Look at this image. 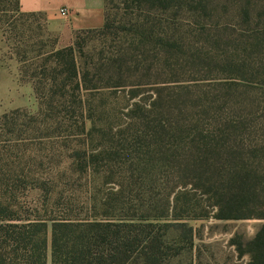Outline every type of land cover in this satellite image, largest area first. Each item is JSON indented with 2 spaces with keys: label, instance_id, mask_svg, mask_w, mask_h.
I'll list each match as a JSON object with an SVG mask.
<instances>
[{
  "label": "trees",
  "instance_id": "obj_1",
  "mask_svg": "<svg viewBox=\"0 0 264 264\" xmlns=\"http://www.w3.org/2000/svg\"><path fill=\"white\" fill-rule=\"evenodd\" d=\"M105 1L104 26L86 31L99 33L112 47L115 45L110 56L100 54L90 66L80 56L79 37L72 46L52 49L50 84L46 90L35 86L42 110H15L0 117V264H164L172 256V246L161 231L181 227L186 229L187 238L193 235V229L181 221L264 218V188L258 192L264 169L246 161L244 145L239 141L255 129L253 122L246 124L245 120L217 114L173 118L161 96L143 99L141 88L131 89L134 102L129 105L124 124L98 123L85 115L89 96L101 90L97 86L100 81L116 90L135 75L131 70H154L172 65L181 56L204 54L202 48L193 51L190 47L192 37L204 43L228 39L223 49L230 47L235 35L264 46V0H240L226 6L223 12L231 17V27L217 22L214 29L181 23L183 13L194 19L218 17L212 0H133V5H129L130 0H122L124 14L120 21L111 14L115 0ZM16 3L21 9L19 0ZM81 32L85 31L77 33ZM246 62L264 66V58L253 55ZM91 74L98 77L95 85L91 84ZM231 75L226 74L227 81L219 83L264 90V71L247 74L238 70ZM71 84L74 87L69 89ZM56 96L63 102L74 98L81 103L82 118L75 123L71 136L81 132L93 140L95 133H102L114 146L110 142L85 150L77 146L66 163L57 165L52 163L56 153L22 152L20 147L25 142L21 137L29 131L50 133L57 125H66L63 120L52 122L45 114ZM214 104L209 102L208 112ZM81 172L98 175L113 186L100 201H89L84 216L71 209L59 212L63 195L60 187ZM188 174L198 180L191 187L202 190L207 207L195 208L189 202L179 205L188 182L168 192L171 175ZM137 184L142 197H137L138 193L131 198L127 195L129 186L133 195ZM158 187L165 192L161 196L155 192ZM33 192L39 197L30 203ZM246 253L250 255L249 264H264V227L240 255Z\"/></svg>",
  "mask_w": 264,
  "mask_h": 264
},
{
  "label": "rangeland",
  "instance_id": "obj_2",
  "mask_svg": "<svg viewBox=\"0 0 264 264\" xmlns=\"http://www.w3.org/2000/svg\"><path fill=\"white\" fill-rule=\"evenodd\" d=\"M198 0H194L196 3ZM240 0H212V7L218 8L213 19H194L190 14L183 13L181 23L190 25L191 28L203 25L216 27L219 22L224 26H230L231 17L225 15L223 9ZM122 0H115L111 5L112 18L121 20L123 16ZM134 1L130 0L129 5ZM237 23L243 24L236 20ZM233 24L235 22L233 21ZM231 27V26H230ZM241 28V26L239 25ZM241 32V31H240ZM242 33V32H241ZM79 37V38H78ZM78 38V39H77ZM78 40L82 46L80 56L90 66L100 54L110 56L115 50L103 35L93 31L75 33L71 38L67 35L64 27L52 24L44 15L25 13L18 8L16 0H1L0 2V117L15 110L38 113L42 110L41 101L35 93V86H41L46 90L49 79L53 74L50 67L52 62L51 50L65 48L74 45ZM236 39V41H235ZM230 42L223 39L219 43L213 41L204 43L197 37L191 38L193 51L202 48L204 54L194 58L181 56L172 65L157 67L154 70H131L135 75L127 80L126 86L107 88L106 81L98 83L99 92L89 96L90 102L85 107V115L92 116L95 122L112 125L127 122L126 114L133 104L130 98L132 88H141V98L147 100L161 96L170 106L173 118L206 117L207 114L221 115L236 120H245L247 124L253 122V131L240 137L244 146L242 154L246 161L258 169H264V90L259 88H247L242 85L233 87L226 82V74H232L240 70L247 74H256L264 69L256 64H249L246 58L253 55L258 59L264 58V46L255 45L254 40H247L235 35L230 47H223ZM217 43V44H216ZM205 45V47H204ZM222 56V57H220ZM158 66V65H157ZM233 76V75H231ZM91 84L95 85L98 77L90 75ZM205 79V80H204ZM204 80V81H201ZM236 81V79L234 80ZM60 83L62 80L59 81ZM142 82V83H141ZM141 83L137 86L135 84ZM62 85V84H61ZM74 87L71 84L70 88ZM233 92V95H231ZM83 95H85L83 93ZM152 97V99H149ZM214 101L213 109L208 112V104ZM178 105V106H177ZM45 114L52 122L63 120L66 125L48 132L26 133L21 139L25 142L20 148L26 154L33 153H56L52 160L53 165L66 163L68 156L73 151L89 149L88 146L99 147L109 144L111 140L102 133H95V138L87 139L81 132H75V123L81 121V103L79 100L68 99L63 102L58 96L48 105ZM52 106V107H51ZM52 110H50L51 108ZM251 125V124H250ZM34 126H31L33 129ZM117 140V139H114ZM110 145L114 146L112 142ZM61 153V155L59 154ZM48 165H46L47 167ZM71 181V182H69ZM168 192L173 186H181L188 182V187L183 189L186 195L181 198V203L189 202L190 205L207 207V197L203 196L202 190L192 189L191 185L198 182L195 175L173 176L167 179ZM260 182V179H258ZM69 182V183H68ZM141 183V181L139 182ZM158 182V185H161ZM143 185V181L141 183ZM112 184H106L105 180L98 175L90 176L84 172L74 178L66 179L60 187L61 213L73 210L84 216L87 213L89 201L101 200L105 197ZM131 198L142 197L138 184ZM139 188V189H138ZM156 189V193H165L164 190ZM264 188V180L258 187V192ZM180 190L176 189V192ZM264 198V193H262ZM39 197L38 192L30 194L28 201L34 202ZM174 194L172 195V200ZM69 206V207H68ZM171 222V221H166ZM181 222L187 223L193 229V235H184L181 227H170L164 234V240L172 246L171 257L164 264H249L250 255H240L246 252L248 243L255 237L258 231L264 227V218H245L240 220H220L213 217L204 219H187ZM186 232V231H185ZM188 234V233H187Z\"/></svg>",
  "mask_w": 264,
  "mask_h": 264
},
{
  "label": "crops",
  "instance_id": "obj_3",
  "mask_svg": "<svg viewBox=\"0 0 264 264\" xmlns=\"http://www.w3.org/2000/svg\"><path fill=\"white\" fill-rule=\"evenodd\" d=\"M25 13L44 15L51 23L65 28L71 38L75 33L86 30H98L105 24V0H19ZM67 8L70 16L60 15Z\"/></svg>",
  "mask_w": 264,
  "mask_h": 264
},
{
  "label": "built area",
  "instance_id": "obj_4",
  "mask_svg": "<svg viewBox=\"0 0 264 264\" xmlns=\"http://www.w3.org/2000/svg\"><path fill=\"white\" fill-rule=\"evenodd\" d=\"M59 13L65 18L70 16V11L67 8H62Z\"/></svg>",
  "mask_w": 264,
  "mask_h": 264
}]
</instances>
